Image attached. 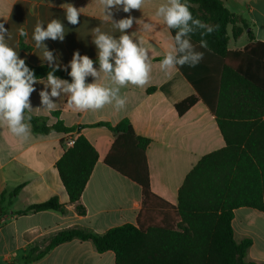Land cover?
I'll return each mask as SVG.
<instances>
[{"label":"crops","instance_id":"obj_1","mask_svg":"<svg viewBox=\"0 0 264 264\" xmlns=\"http://www.w3.org/2000/svg\"><path fill=\"white\" fill-rule=\"evenodd\" d=\"M222 1L230 12L247 20L255 36L254 43L264 45V0ZM61 4L81 8L79 24L68 22ZM161 5L170 6L169 0H145L140 9L129 12L123 11V5H116L111 9V19L105 21L103 17L107 13L101 11L102 6L96 0H0V23H4L11 35V38L5 35V43L16 51L18 59L33 67L46 65L63 71L71 69L73 56L79 53L94 62L93 69L97 72L95 77L87 75L85 84L96 83L113 93L110 102L102 108L80 110L69 105L71 93L63 91L66 85L57 89L59 95L54 97L47 78L38 79L32 85L34 91L29 96L28 113L44 117L48 126L59 120L67 127L84 128L70 134L42 135L34 133L30 125H24L25 130L16 134L7 121H0V196L5 190L22 187L14 205L2 214L5 223L0 227V264H23L29 250L43 251L62 231L78 228L102 235L118 226L137 224L143 207L142 188L104 163L116 136L97 124L116 126L128 119L137 135L151 140L146 155L152 192L174 207L178 205L179 190L191 170L204 156L226 146L216 116L206 101L207 98L214 104V88L210 91L201 86L200 92V87L192 85L175 64L162 63L166 55L176 57L178 51L171 29L163 16L157 15ZM129 17L133 18V23L123 33L114 26ZM53 19L63 24V39L48 37L36 47L32 38L36 24L40 22L46 29ZM21 28L27 36L19 34ZM95 28L117 41L127 34L138 47L146 50L148 76L143 86L119 85L101 69L100 49L94 42ZM247 32L233 42L230 37L229 50H244L250 44ZM22 44L28 49L24 50ZM45 50L51 53V61L44 57ZM110 61L115 63L114 52ZM151 88L154 90L148 92ZM41 92L47 93L54 109L43 102ZM192 96L198 97L197 103L180 115L176 105ZM52 112L59 117L52 116ZM69 136H84L98 152V161L81 198L85 215H79L75 205L70 203L56 168L66 151L65 141ZM53 197H58L65 212L16 214ZM232 228L237 242L252 241L247 261L264 264V211L235 210ZM31 264H116V260L111 251L98 253L91 241L73 240L54 247Z\"/></svg>","mask_w":264,"mask_h":264},{"label":"trees","instance_id":"obj_2","mask_svg":"<svg viewBox=\"0 0 264 264\" xmlns=\"http://www.w3.org/2000/svg\"><path fill=\"white\" fill-rule=\"evenodd\" d=\"M180 2L193 15L188 22L191 31L181 37V41H189L191 48L180 52L175 40L180 29L170 28L178 51L175 58L195 53L203 56L195 66H191L190 60L182 66L175 65L192 85L200 87V92L201 86L210 91L214 88V104L207 98L206 101L216 116L226 146L204 156L191 170L174 207L152 192L146 155L151 140L137 135L128 119L116 126L97 124L116 136L104 163L142 188L143 207L137 224L118 226L102 235L78 228L62 231L43 251L29 250L23 264H31L54 247L73 240L91 241L100 254L113 252L116 264H254L247 261L252 241L235 240L232 220L239 208L264 211V45L254 43L255 36L247 20L230 12L222 0ZM194 20L205 27L194 24ZM209 27L213 29L211 33ZM229 28L233 39H239L248 30L250 44L244 50H229ZM22 48L28 49L23 44ZM25 66L37 80L52 72L54 77L73 83L71 69ZM197 101L198 97H189L177 104L176 109L183 115ZM51 115L59 117L56 112ZM22 124L30 125L34 133L42 135L70 134L84 128L67 127L59 120L48 126L44 117H34L27 109ZM97 161V150L84 136H79L56 163L69 201L79 215L86 213L81 198ZM21 191L22 187H18L2 193L0 215L14 205ZM45 211L65 212V206L58 197H53L16 214Z\"/></svg>","mask_w":264,"mask_h":264},{"label":"clouds","instance_id":"obj_3","mask_svg":"<svg viewBox=\"0 0 264 264\" xmlns=\"http://www.w3.org/2000/svg\"><path fill=\"white\" fill-rule=\"evenodd\" d=\"M102 6L101 11L106 12L103 19L108 21L111 19V9L116 5H123V11L129 12L132 9H140L145 3V0H96ZM169 5H161L157 10L158 16H163L165 23L169 28H179L175 36L176 42L180 45L179 51L184 52L190 49L191 45L188 40L181 41V37L187 32L191 31L188 27V22L192 20L193 15L189 7L182 4L180 0H169ZM61 8L65 9L66 18L72 25L79 24V17L81 15V8L78 9L72 4H61ZM133 18L122 19L115 24L123 33L124 30L131 27ZM194 24L200 27L205 25L200 24L199 20H194ZM213 29L208 28L211 33ZM65 29L63 24L53 19L47 24L44 29L41 23L38 22L35 26L32 38L36 41V47L41 46V42L45 38L56 39L57 36L62 40ZM95 35V43L100 49L99 61L101 69L105 73H109L115 83L119 85L133 84L143 86L147 81L148 66L145 63L146 50L138 47L129 35H121L119 40L102 33L99 28L93 29ZM21 36H27V32L21 28L19 29ZM5 35L10 32L5 28L4 23H0V121H7L12 132L19 134L25 130V126L21 124L23 119V112L26 108H30L29 96L34 91L33 84L37 78L25 66L22 59L17 58V53L5 43ZM206 46V45H203ZM113 52L115 53V66L110 63V58ZM44 57L52 60L51 53L47 50L43 53ZM202 53H195L181 56L176 59L173 55L168 54L163 59L162 63L166 66L173 64L184 65L191 61V66L202 58ZM97 76V72L93 69V61L87 56H79L75 53L71 61L70 75L73 78V83L68 84L67 81H61L53 76L52 72L48 73L47 83L52 86V96H58L57 89L62 85H66L63 91L71 93L68 100L69 105H74L77 109H99L106 103L110 102V97L113 95L110 89L102 87L96 83L85 84V77L87 75ZM43 102L48 104L49 109H54L55 105L51 104L46 92L40 93ZM123 104V101H120Z\"/></svg>","mask_w":264,"mask_h":264},{"label":"built area","instance_id":"obj_4","mask_svg":"<svg viewBox=\"0 0 264 264\" xmlns=\"http://www.w3.org/2000/svg\"><path fill=\"white\" fill-rule=\"evenodd\" d=\"M76 138L73 136H69L65 141V148L66 150L72 148L75 145ZM5 223V219L2 215H0V227Z\"/></svg>","mask_w":264,"mask_h":264},{"label":"rangeland","instance_id":"obj_5","mask_svg":"<svg viewBox=\"0 0 264 264\" xmlns=\"http://www.w3.org/2000/svg\"><path fill=\"white\" fill-rule=\"evenodd\" d=\"M229 35H230V37H231V39H232V42H233L234 39H233V37H232L231 29H230Z\"/></svg>","mask_w":264,"mask_h":264}]
</instances>
